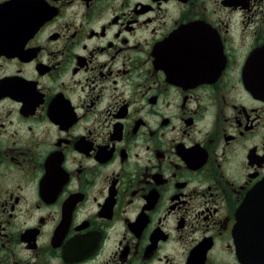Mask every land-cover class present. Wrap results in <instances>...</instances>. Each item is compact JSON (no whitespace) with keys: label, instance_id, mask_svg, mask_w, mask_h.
Returning a JSON list of instances; mask_svg holds the SVG:
<instances>
[{"label":"flooded vegetation","instance_id":"flooded-vegetation-1","mask_svg":"<svg viewBox=\"0 0 264 264\" xmlns=\"http://www.w3.org/2000/svg\"><path fill=\"white\" fill-rule=\"evenodd\" d=\"M0 264H264V0H0Z\"/></svg>","mask_w":264,"mask_h":264}]
</instances>
